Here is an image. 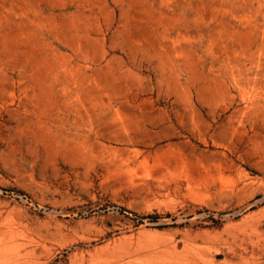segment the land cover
Here are the masks:
<instances>
[{
    "label": "rangeland",
    "instance_id": "374dc122",
    "mask_svg": "<svg viewBox=\"0 0 264 264\" xmlns=\"http://www.w3.org/2000/svg\"><path fill=\"white\" fill-rule=\"evenodd\" d=\"M200 261L264 264V0H0V264Z\"/></svg>",
    "mask_w": 264,
    "mask_h": 264
},
{
    "label": "bare ground",
    "instance_id": "6f19581e",
    "mask_svg": "<svg viewBox=\"0 0 264 264\" xmlns=\"http://www.w3.org/2000/svg\"><path fill=\"white\" fill-rule=\"evenodd\" d=\"M200 262L203 263L202 261H200ZM204 263H205V262H204ZM204 263H203V264H204ZM195 264H196V263H195ZM199 264H200V263H199ZM205 264H207V263H205ZM208 264H210V263H208Z\"/></svg>",
    "mask_w": 264,
    "mask_h": 264
}]
</instances>
